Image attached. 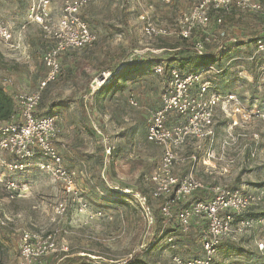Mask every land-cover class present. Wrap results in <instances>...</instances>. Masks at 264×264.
I'll list each match as a JSON object with an SVG mask.
<instances>
[{
    "label": "rangeland",
    "instance_id": "rangeland-1",
    "mask_svg": "<svg viewBox=\"0 0 264 264\" xmlns=\"http://www.w3.org/2000/svg\"><path fill=\"white\" fill-rule=\"evenodd\" d=\"M33 1L0 0V21L15 35L12 45L0 39V88L15 97L35 92L48 75L43 56L52 44L44 39L38 25L27 24L23 29ZM193 3L93 0L83 12L98 41L61 58V73L46 87L39 109V114L58 118L60 153L66 168L75 172L81 195L78 199L67 196L63 182L37 170L33 161L24 172L6 173L7 179L28 183V188L24 197L4 201L0 209V215L11 220L0 225L2 264H18L24 230L58 231V244L69 247V252L50 255L43 264H60L63 254L88 255L102 264H129L135 254L138 262L145 264H174V256L191 259L203 255L197 220L192 221L188 233L182 232L175 219L178 208H172L173 219L166 222L168 232L158 220L163 200L151 197L150 176L161 162L162 149L146 139L147 111L160 105L166 84L164 77L153 73L152 66L167 64L166 60L176 54L170 49L172 45H187L177 22ZM54 7V18L58 19L62 0H55ZM225 20L228 37L217 50L220 59L215 67L220 73L212 76V85L224 96L237 94L252 118L246 122L237 116L239 124L231 129L233 117L219 110L214 140L200 148L190 144L183 149L186 162L176 174L184 176L195 165V176L209 188L221 186L243 195L257 194L264 190V57H254L255 44L233 45L227 39L234 36L240 42L251 41L263 30L264 17L237 13ZM148 21L166 28L168 35L143 37L142 28ZM130 59L142 63L143 73L120 81L109 94H98L106 84L95 89L98 76L105 73L107 82L129 65ZM132 100L139 106L134 107ZM59 103L63 106H57ZM194 155L197 162L191 161ZM138 194L148 197L155 220L152 225ZM64 199L67 211L56 216L53 207ZM260 244H264V199L234 217L233 232L219 246L213 264H264Z\"/></svg>",
    "mask_w": 264,
    "mask_h": 264
},
{
    "label": "built area",
    "instance_id": "built-area-1",
    "mask_svg": "<svg viewBox=\"0 0 264 264\" xmlns=\"http://www.w3.org/2000/svg\"><path fill=\"white\" fill-rule=\"evenodd\" d=\"M93 0H62L61 15L54 18L55 0H34L28 11L26 24H36L43 32L44 39L52 44L46 51L43 61L48 75L33 93H21L16 96L18 112L9 122L0 123V209L4 201L13 202L24 197L27 184H20L14 179H7L6 173L26 171L32 161L37 170L49 174L64 185V191L71 198H80L81 190L76 174L65 167L60 153V129L57 116L41 115L39 109L46 87L57 80L61 71V58L68 52L83 50L98 41L97 33L83 17V12ZM153 3L171 5L176 0H149ZM236 13H257L264 17V0H194L192 8L183 13L177 22L182 40L191 42L198 54H205L208 47L215 44L217 49L223 46L228 32L225 30V16ZM216 27V29H214ZM200 31V33H196ZM168 35L166 28L148 21L142 28V36L148 39ZM0 39L12 45L15 40L13 29L0 21ZM237 37L227 39L237 43ZM14 46V45H13ZM254 57H264V42H258ZM135 62L133 59L129 63ZM156 75L165 73L163 65L154 68ZM220 73L215 65H210L195 73H184L178 68L168 71V80L162 90L160 105L147 111L146 139L162 149L159 166L150 176L151 197L163 200L161 212L167 219L172 208L194 193L208 190L212 196L194 203L178 215L183 233H188L192 221L204 220L207 224L205 235L201 239L203 255L183 259L174 256V264H213L218 248L223 240L233 232V221L252 206L264 199V190L257 194L243 195L221 186L207 187L195 176V165L184 176L176 174V169L186 162L181 154L188 145H200L216 137L215 119L222 110L233 117L232 125L237 126V116L246 122L252 118L247 113L237 94L222 95L212 85V76ZM105 78L107 75L103 74ZM95 80L94 88H100L104 82ZM134 107L138 103L131 101ZM187 116V119H183ZM264 121V115L262 116ZM210 158L214 155L208 154ZM192 156L191 161H196ZM30 181L29 183H31ZM139 203L150 225L154 216L146 195H137ZM86 206V204H84ZM67 211V202L57 201L53 207L56 216H63ZM11 221L6 215H0V225ZM247 225L249 222H243ZM58 231L40 232L24 230L21 237L18 264H43L50 255L69 252L65 244L57 242ZM260 249L264 244H260Z\"/></svg>",
    "mask_w": 264,
    "mask_h": 264
},
{
    "label": "trees",
    "instance_id": "trees-1",
    "mask_svg": "<svg viewBox=\"0 0 264 264\" xmlns=\"http://www.w3.org/2000/svg\"><path fill=\"white\" fill-rule=\"evenodd\" d=\"M235 14H237V13L233 12L231 14L226 15L224 18H226L227 16H235ZM225 27H226V25H225ZM196 33H200V31H196ZM182 41L184 44H187V45L181 46L179 44H174L170 47V49L173 50L174 53H176V54H173V56L171 58L166 60V63H167L166 65H163L162 63L157 62L152 66L153 73H154V68L157 65H163L165 67V73L160 77H164L166 82L168 80V71L171 68H178L184 73H195V72H200L201 70H203L207 66L216 65L219 62L220 58L218 56V53H217L218 49H217V46L215 44H213L215 46V49H209V47H208L207 53L198 54L194 51L191 42H186L184 40H182ZM260 41L264 42V28L251 41L240 42V40H239L237 43H230V44L247 45L250 42L251 44H255V47H256L258 45V42H260ZM213 45H211L210 47L212 48ZM87 48H89V47H87ZM183 49H186L187 51H190V52H187V53L181 52L180 53V51H183ZM68 53H70V52H68ZM68 53H66V54H68ZM65 55H63V56H65ZM1 57H2V54L0 52V58ZM143 68L144 67H143L142 63H134V64L130 63L129 65L122 68L117 75H115L114 77L107 80L106 84L100 88L98 94H102V96L105 94H109L115 87H117L119 85L120 81L126 82L127 80L134 78V77H137L138 75L143 73ZM60 73H61V71H60ZM218 74H216V75H218ZM157 76H159V75H157ZM45 91H46V89H45ZM42 103H43V98H42L41 106H42ZM57 106L62 107L63 104L59 103V104H57ZM17 112H18V104H17V99H16L15 95H11L5 89L0 88V123L11 121L12 118L15 117ZM41 115H53V114H41ZM53 116H56V115H53ZM211 196H212V194L208 190H202V191H198V192L194 193L191 197L186 198L185 200L179 202L178 204H176L174 206L175 209L178 208L175 219L178 221V215L180 212H182L185 209H188L189 207H191L194 203H196L198 201H203V200L209 199ZM171 219H173V217L167 219L163 216V214L160 217H158L159 222L165 224L164 225V231H166V232H168L166 230L167 229L166 225H168V224H166V222L172 221ZM198 225L199 226H197L196 234H198L197 237H199L200 241H201V239L205 235L208 224L204 220H200V221H198ZM0 248H1V244H0ZM128 263L129 264H145V262H138V254H135L132 257V259H130L128 261ZM0 264H2L1 253H0ZM60 264H102V263L95 261V260H92V258H90L88 255H72L69 257H65V255L63 254V256L60 258Z\"/></svg>",
    "mask_w": 264,
    "mask_h": 264
},
{
    "label": "water",
    "instance_id": "water-1",
    "mask_svg": "<svg viewBox=\"0 0 264 264\" xmlns=\"http://www.w3.org/2000/svg\"><path fill=\"white\" fill-rule=\"evenodd\" d=\"M98 80H99L100 82H104V83H106V78L104 77L103 74H100V75L98 76Z\"/></svg>",
    "mask_w": 264,
    "mask_h": 264
},
{
    "label": "crops",
    "instance_id": "crops-1",
    "mask_svg": "<svg viewBox=\"0 0 264 264\" xmlns=\"http://www.w3.org/2000/svg\"><path fill=\"white\" fill-rule=\"evenodd\" d=\"M7 91V89H5ZM90 105V100L88 101V106ZM92 109V107H90ZM216 131V130H215ZM257 134H253V136H256ZM206 163V162H204Z\"/></svg>",
    "mask_w": 264,
    "mask_h": 264
},
{
    "label": "bare ground",
    "instance_id": "bare-ground-1",
    "mask_svg": "<svg viewBox=\"0 0 264 264\" xmlns=\"http://www.w3.org/2000/svg\"><path fill=\"white\" fill-rule=\"evenodd\" d=\"M96 82H98V83H101V84H102V82H100V81H96Z\"/></svg>",
    "mask_w": 264,
    "mask_h": 264
}]
</instances>
